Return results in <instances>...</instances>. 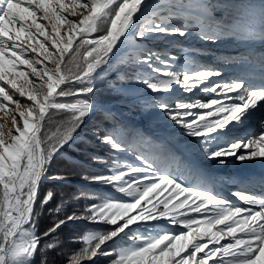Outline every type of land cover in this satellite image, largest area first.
<instances>
[{"label": "snow or ice", "instance_id": "1", "mask_svg": "<svg viewBox=\"0 0 264 264\" xmlns=\"http://www.w3.org/2000/svg\"><path fill=\"white\" fill-rule=\"evenodd\" d=\"M193 34L212 43L257 35L264 42V0H0V110L13 106L12 127L0 124V264H34L37 254L40 264H48L47 252L59 243L54 234L77 219L103 222L108 230L86 233L79 241L84 246L69 257V264H95L101 256L114 257L110 264H264V193L235 191L244 202L239 206L215 192L210 178L185 186L174 166L184 163L181 149L220 164L228 156L239 161L264 158V119L254 139L231 135L254 110L264 108V57L259 84L244 77L212 82L221 70L193 68L189 74L175 55L136 43ZM125 46L135 53L121 64L147 71L132 82L154 94L148 107L169 122L175 142L147 140V147H133L117 131L98 125L92 136L113 154L111 166L108 174L84 179L122 196H109L59 219L62 202L51 210L52 226L38 233L41 211L55 198L51 190L41 197V186L46 180L65 179L49 175L52 162L77 141L89 116L100 111L104 119L112 118L111 110L92 97ZM115 71L119 79L111 87L117 91L125 79L119 67ZM66 84L78 87H62ZM201 84L202 91L214 94L210 101L171 100L174 85L190 92ZM68 97L74 102H60ZM21 99L29 102L24 110ZM50 110L70 114L56 134L46 127ZM128 152L138 164H120L115 154ZM89 159L109 163L101 155ZM188 166L205 175L195 161ZM169 186L174 195L153 203L154 194ZM163 218L166 228L148 226ZM125 237L130 246L110 247ZM226 237L230 241L221 244Z\"/></svg>", "mask_w": 264, "mask_h": 264}, {"label": "rangeland", "instance_id": "2", "mask_svg": "<svg viewBox=\"0 0 264 264\" xmlns=\"http://www.w3.org/2000/svg\"><path fill=\"white\" fill-rule=\"evenodd\" d=\"M213 2H216V0H213ZM217 16H219L218 13H217ZM62 35H64L63 31H62ZM90 38H95V34H93ZM245 41L248 42L247 40ZM136 43L142 45L143 48H151L154 51L162 52L166 55H175L180 60V62L187 67V69L189 70V74H191V69L193 68H196V69L215 68V69L221 70L222 71L221 76H214L210 78V81L212 82L229 81L236 77H244L249 80V77L246 71L240 70L239 72H237V71H232L230 69V67L234 68V66L237 65L238 62L243 61V59L245 60L241 52V49L243 48V44H240V40H237V39L227 38L219 42L212 43V42H205L204 40L200 39L198 34H193L187 37L179 36V35L170 36L168 38L158 37V38L144 40V41H136ZM75 46L76 45L74 42L73 47ZM239 46L241 47L240 49H239ZM126 48H129V47L126 46ZM255 49L258 52H262L263 50L262 47H256V48L254 47V50ZM251 51L252 49H250L249 46H246L245 53H250ZM134 53H135V49L133 48L122 50L121 54L112 61L113 68L109 69L103 74V76L105 77L103 80H100L97 82V91L92 98L98 103L106 105L111 110V113L117 114L119 117L120 116L124 117L125 120H127L126 124L132 127L134 130L139 129L140 127L146 130L147 133H150L157 138L162 137L163 140L166 138L168 141L175 142V136H173V134L168 129L169 122L165 120L162 114L159 111H157L155 108L151 107L143 111L141 115L143 117L137 118L135 116L134 117L131 116L132 113L136 112V110L133 109V106L135 104H140V106L143 107L144 104L152 103L153 98H154V94L151 93L148 89H146V87L143 84L132 82L133 79L127 82V80L130 78L128 74L132 70L135 71V73H133L135 77L139 75L140 72H144V74L147 75V71L145 69L133 68L131 66H126V65L121 64L122 60H126L130 54H134ZM186 57L187 59L185 60ZM66 60H67V57H66ZM68 67H72V65H68ZM117 67L120 68V74L123 75L125 82H123L121 85H117L118 90L114 91L112 90L111 86L116 84L117 80L119 79V75L115 71ZM25 70L27 71L28 69L25 68ZM251 82L253 83V81ZM260 82H261V79L257 78L254 84H259ZM71 85L72 84H66V85H62V87H70ZM202 87H203V84L197 86L196 88H194L193 90L189 92V91H183L182 89L177 88L174 85V90H173V95L171 97V100L173 101L181 100V101H188V102H192V101L207 102V101H210L212 98H214V94L206 93L202 91L201 90ZM103 99L105 101H103ZM74 100H75L74 97H68V98H61L60 102L71 103V102H74ZM0 102H4L2 98H0ZM21 105H22L21 110H24L25 108L28 107L29 102L26 99H21ZM12 109H13V106L9 104L7 111L0 110V124L4 125L5 127H12L11 116L9 115V112H11ZM100 113H101L100 111H97L94 113L96 115L92 114L88 118L90 119L96 118V116H99ZM65 117L66 115L62 112L57 111V114L56 115L54 114V116L51 119V123L53 127L52 129L51 128L49 129V132L51 134H56L59 126L67 123V119H65ZM17 119L19 120L20 118L17 117ZM262 119H264V108H258L257 110H254L251 113L246 124L242 128L236 129L235 132H233L231 135L241 136V137H244L245 139H254V137L256 138L259 135L260 130H261L260 121ZM153 122L160 123L161 126L165 129L160 130V131L153 129L152 128ZM95 128L96 127H93L92 131ZM176 135H178V133ZM83 140L84 138L81 139V141ZM129 141L136 142L133 137H129ZM179 143L182 144L183 140H181ZM98 144L105 147L103 148L104 151H108L107 146L102 145L100 143ZM64 148L61 151V153L56 157L59 159L53 161L52 163L53 166L55 163L61 162L63 157L67 156L64 153V151L66 150ZM243 151L244 149L241 148L240 150H238L237 155L241 154ZM178 153L181 154L182 156L181 158L183 161H184L183 158L185 157H188L189 159L194 160V161H198L200 164V167H198V169L205 174L204 176H200L198 173L193 172L191 168H188V165L185 162L179 167L175 166L178 170V174L181 176V179L185 182V186H189L191 184H196V183H203L205 182L206 178H210L212 181H214V191L219 193L220 196L226 198L228 201H230L233 204H237L239 206L244 204V202L239 201L238 198H236L233 195L235 191L245 190V188L240 187L238 183V177L233 176L232 173L236 172L237 169H240L243 166H246L248 163L253 164L254 161H259L260 160L259 157L253 158L254 160L251 159V160L239 161L236 159L235 156H228L226 158H223L226 160V162L224 164H220L216 160H204L199 156H191L190 154L185 153L182 149L178 150ZM107 154L108 156H105V159L109 160V158H111L110 156L113 154L112 153H107ZM122 154L123 156L121 158L123 161L122 162L119 161L121 165H124L127 163H136V164L139 163V161H137L135 157L133 156L132 152L122 153ZM101 156H104V155H101ZM100 165L101 164H96V166H100ZM74 170L75 169H69V172H67L69 178L74 179V180L79 179L81 175L77 173L74 174L75 173ZM55 173L56 172L50 173V175H53ZM58 181L59 180H50L49 182L57 183ZM244 183L247 185L257 184L259 187L258 191L263 190V186L260 183L255 182L253 184H250L248 183V180ZM50 188L51 187H48L46 191H48ZM107 189L112 190L111 187L109 186H107ZM251 193L257 194V195L262 194V193L256 192V190L254 189L251 190ZM171 195H174L172 188L170 186L165 187L162 190H160L158 193L154 194L153 203H155L156 200H163L167 197H170ZM115 196L120 197L122 196V194L115 192ZM55 199H56V196L53 199V201H55ZM179 199H183V196L179 197ZM99 201L100 200H98L97 203ZM173 203H175L174 200H173ZM47 206L45 207L46 210H47ZM160 207L162 208L163 205H160ZM187 214L194 215L193 213H190V212ZM197 218L200 219L202 217H197ZM164 219L166 218L161 219L159 223L148 222V226L151 227L152 225L155 224V226L158 229H164V226H165ZM80 223L81 221L79 220L73 223V225L75 228H77L78 224ZM102 225H104L105 227L102 228ZM85 227H86L85 229L86 233L91 232V231L108 230V225H106L103 222L89 223ZM143 227L144 226L142 225L141 227L142 231H143ZM217 227L219 228L221 226H217ZM230 239L231 238L226 237L225 240L221 241V244L229 242ZM120 241L121 240H117L115 245L110 244V247H125V246L131 245V241H126V245H118ZM209 247H211V245H209ZM101 257L102 258L100 257L99 258L102 260H105L104 262L106 264H110V260L114 258V257H103V256Z\"/></svg>", "mask_w": 264, "mask_h": 264}, {"label": "trees", "instance_id": "3", "mask_svg": "<svg viewBox=\"0 0 264 264\" xmlns=\"http://www.w3.org/2000/svg\"><path fill=\"white\" fill-rule=\"evenodd\" d=\"M134 70L129 72L128 76L130 77L127 82L131 81L135 75ZM114 76V75H113ZM70 87L75 88L77 85H71ZM69 87V88H70ZM103 101H105L103 99ZM150 104H144L143 107L140 104H135L133 109L136 112L132 113V117H143L141 116L143 111L149 109ZM126 107V105H125ZM125 109V108H124ZM126 111V110H125ZM139 111V112H138ZM66 115L65 119H69L70 114L67 112H62ZM57 114V111L50 110L48 114L46 127L48 130L52 127L51 119ZM96 115V114H93ZM127 121L124 117L118 116L117 114L112 113V118L104 119L102 113L96 118H87L84 125L80 128V132L77 133L78 139L74 144L65 146L64 151L66 157L62 158L61 162H57L51 165L49 170L50 173L56 172L53 175H61L65 177V179L59 180L57 183L49 182L50 180H46L43 182L40 190V195L44 194L48 187H51L49 190H53V193L56 196L55 201H51L50 204L46 208L41 211V214L37 221V230L38 233H43L49 227L52 226L53 220L55 217L51 214V210L60 205L62 202L64 204V211L58 217L59 219H64L66 216L71 215L74 211L83 209L85 205H90L92 203H97L98 200L105 199L109 196H115V192L113 190L107 189V185L102 183H90L88 180L84 179L85 176H95L100 174H108L106 171L111 166V159L109 158V163H95L91 159H89L90 155H104L108 156L107 153L109 151H104V146L98 144V142L92 136V128L97 127L105 130H115L117 131L121 137L127 141H129V137H133L136 142H130L133 147H147V140H151L153 142H158L156 139L152 138L148 134H146L144 129L139 128L137 130H133L129 125L126 124ZM152 128H162L160 123L153 122ZM82 138H86L88 143L85 144L81 141ZM119 157V161L122 162V153H116ZM111 157V156H110ZM59 158H55L57 160ZM53 163V162H52ZM96 164H101L100 166H96ZM77 166V167H76ZM69 169H75L74 174H80L81 177L79 179H70L67 172ZM90 196L91 199H77V197L81 195ZM81 221L78 224V227L75 228L73 223L77 221ZM89 222L84 219L70 220L66 224H64L58 231L54 234L55 239L59 242L58 246L51 251L47 252V260L48 264H69V257L76 251H78L84 245L79 241L82 240L83 235L86 233V225ZM105 226L102 225V228ZM167 225L165 224L164 228ZM142 231V229H141ZM51 240L52 238H47ZM126 241H131L128 237L122 239L118 245H126ZM132 242V241H131ZM102 258V257H100ZM100 258H97L95 264H106ZM41 255L37 254L35 256L34 264H40ZM87 263V262H85Z\"/></svg>", "mask_w": 264, "mask_h": 264}, {"label": "bare ground", "instance_id": "4", "mask_svg": "<svg viewBox=\"0 0 264 264\" xmlns=\"http://www.w3.org/2000/svg\"><path fill=\"white\" fill-rule=\"evenodd\" d=\"M247 41L248 42H246L245 40H240V44H243V48L241 49V52H242V56L245 58V60L243 59V61L238 62V64L235 65L234 68L230 67V69L232 71H237V72H239L240 70L246 71L247 75L249 77V80L250 81H256L257 79L255 77H258L259 74H261L260 69H259V61H260L261 57H264V42H262L260 40L259 35L254 36ZM246 46H249L250 49H252V51L250 53H245ZM254 47L255 48L256 47H262L263 50H262V52H258L256 49L254 50ZM124 48H126V46ZM235 48H237V47H235ZM240 48L241 47L239 46V49ZM256 126H257V124H256ZM245 164H247V163H245ZM263 166H264V158H260L259 161H254L253 164L248 163L246 166H243L242 168L237 169V171L232 173V174H233V176L240 175V179L243 176L251 174V177L246 178L245 180H248V183H250V184H253L255 182L260 183L264 187V173L261 175L257 174L258 170L264 171ZM243 186L245 188H247V187L251 188L252 187V185H247L245 183H243ZM259 191H261V190H259ZM241 206H244V204H242ZM238 235H240V234L238 233Z\"/></svg>", "mask_w": 264, "mask_h": 264}, {"label": "water", "instance_id": "5", "mask_svg": "<svg viewBox=\"0 0 264 264\" xmlns=\"http://www.w3.org/2000/svg\"><path fill=\"white\" fill-rule=\"evenodd\" d=\"M49 114V113H48Z\"/></svg>", "mask_w": 264, "mask_h": 264}]
</instances>
